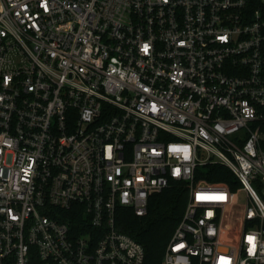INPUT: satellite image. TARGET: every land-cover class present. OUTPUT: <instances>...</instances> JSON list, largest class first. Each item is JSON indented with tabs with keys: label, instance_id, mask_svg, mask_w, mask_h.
Here are the masks:
<instances>
[{
	"label": "built area",
	"instance_id": "1",
	"mask_svg": "<svg viewBox=\"0 0 264 264\" xmlns=\"http://www.w3.org/2000/svg\"><path fill=\"white\" fill-rule=\"evenodd\" d=\"M263 125L264 0H0V264H145L175 182L163 264H264Z\"/></svg>",
	"mask_w": 264,
	"mask_h": 264
},
{
	"label": "trees",
	"instance_id": "2",
	"mask_svg": "<svg viewBox=\"0 0 264 264\" xmlns=\"http://www.w3.org/2000/svg\"><path fill=\"white\" fill-rule=\"evenodd\" d=\"M262 130L264 132V125ZM262 149L264 150V140ZM204 177L210 181L229 183L233 190L239 188L233 172L222 165L212 166ZM188 199L189 193L184 185L175 182L163 192L149 198L148 214L145 217L136 216L130 208L118 209L120 230L144 247L145 264H163L167 245L184 215Z\"/></svg>",
	"mask_w": 264,
	"mask_h": 264
}]
</instances>
